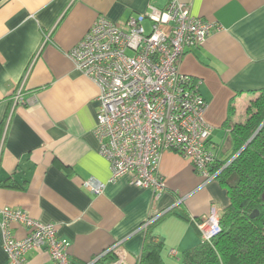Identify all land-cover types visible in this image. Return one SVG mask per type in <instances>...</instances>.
<instances>
[{
  "label": "crops",
  "instance_id": "0c3cea01",
  "mask_svg": "<svg viewBox=\"0 0 264 264\" xmlns=\"http://www.w3.org/2000/svg\"><path fill=\"white\" fill-rule=\"evenodd\" d=\"M168 1L0 0V209L55 223L75 264L109 251L117 259L118 243L125 264H136L146 230L163 244L164 264H182V252L201 241L192 219L230 204L216 179L204 183L175 151L160 156L164 188L156 199L128 175L110 181L93 134L99 88L68 57L99 16L120 22ZM191 13L215 29L185 50L179 70L200 81L210 145L222 162L234 149L230 128L246 120L247 106L264 88V0H192ZM90 178L105 184L100 193L84 187ZM7 179L16 187L1 185ZM153 215L158 222L141 229ZM11 229L15 239L27 234L19 223ZM0 264H7L1 228ZM25 264H49L48 253L30 250Z\"/></svg>",
  "mask_w": 264,
  "mask_h": 264
},
{
  "label": "built area",
  "instance_id": "2783aa9c",
  "mask_svg": "<svg viewBox=\"0 0 264 264\" xmlns=\"http://www.w3.org/2000/svg\"><path fill=\"white\" fill-rule=\"evenodd\" d=\"M191 1L169 0L163 8L149 4L120 22L99 16L68 52L76 69L100 91L93 134L99 154L110 164V181L128 175L132 185L152 190L154 199L164 188L158 163L165 151L187 159L204 183L222 170H212L213 127L204 118L208 104L199 92L200 81L179 70L185 50L200 46L215 29L214 23L191 13ZM83 185L93 193L105 186L93 178ZM219 215L212 208L208 215L192 219L202 241L210 243L220 232ZM0 216L7 264H25L30 250L46 251L49 264H75L55 223H43L10 207L0 209ZM159 217H149L140 228ZM12 223L27 229L24 238H14ZM119 244L114 248L119 250ZM118 250L110 264H125ZM100 256L84 264H93Z\"/></svg>",
  "mask_w": 264,
  "mask_h": 264
},
{
  "label": "trees",
  "instance_id": "16d2710c",
  "mask_svg": "<svg viewBox=\"0 0 264 264\" xmlns=\"http://www.w3.org/2000/svg\"><path fill=\"white\" fill-rule=\"evenodd\" d=\"M233 110V101H230L228 111ZM246 115L245 121L230 128L233 152L222 162H217L215 156L212 168L213 171L222 169L216 180L230 199L219 215L220 232L210 243L201 240L184 250L182 264H264V88L257 91L246 108ZM229 124L228 116L224 126ZM1 185L16 187L9 179ZM255 210L258 214L251 217ZM162 245L146 230L136 264H164ZM114 259L109 251L93 264H110Z\"/></svg>",
  "mask_w": 264,
  "mask_h": 264
},
{
  "label": "water",
  "instance_id": "95a60500",
  "mask_svg": "<svg viewBox=\"0 0 264 264\" xmlns=\"http://www.w3.org/2000/svg\"><path fill=\"white\" fill-rule=\"evenodd\" d=\"M258 214V212H257V210H255L250 216L251 217H254V216H256Z\"/></svg>",
  "mask_w": 264,
  "mask_h": 264
}]
</instances>
